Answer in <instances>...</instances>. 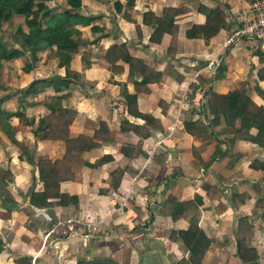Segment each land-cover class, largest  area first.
I'll return each mask as SVG.
<instances>
[{
	"label": "crops",
	"instance_id": "obj_1",
	"mask_svg": "<svg viewBox=\"0 0 264 264\" xmlns=\"http://www.w3.org/2000/svg\"><path fill=\"white\" fill-rule=\"evenodd\" d=\"M112 1L85 0L84 6H79L80 16L94 19L90 26L75 29L80 37L87 33L88 42L91 37L96 41L83 43L69 54L68 71L76 77L65 75L63 67L56 64L46 68L40 54L53 53L47 48L36 47L33 53L37 67L42 61L44 76L37 73L35 65L18 78L11 65L15 59L1 65L4 91H0V98L4 99L0 110L14 115L7 120L8 133L13 139L21 135L23 138H18L27 149L17 152L5 148L0 132V170L12 175L7 188L11 204L0 201V264H16L17 258L28 262L21 264H76L109 257H115L118 264H175L189 253L180 240L167 238L171 232L186 231L196 214L197 228L209 242L202 264H242L236 250L239 219H246L252 227V237L245 246L255 250L258 264H264V170L259 168L264 167V150L234 140L238 122L228 127L222 117L213 120L204 100L208 91L225 96L245 81L243 91L250 100L247 112L264 109V98L260 97L264 96V77L258 75L264 70V53L243 42L222 48L236 30L235 13L248 2L196 0L204 12L218 6L228 26L207 42L188 41L183 25L201 26L205 18L194 12L177 17L174 55L167 57L164 50L169 37L164 36L157 46L149 45V30L141 25V14L149 12L160 18L161 9L181 6L183 0H141V11L133 10L137 0H128L133 2L128 22L112 13ZM128 1L119 0L121 4ZM62 3L59 0L58 6ZM91 26L103 33L89 32ZM119 44L128 57L159 74L160 82L145 85V93H134L132 86L141 84L140 75L134 74L128 84L126 64L108 65L103 60L105 51ZM16 60L20 59L16 56ZM87 61L89 67L84 68ZM15 80L25 87L34 81L45 85L23 98L18 94L22 87ZM133 94L136 111L157 122L160 131L149 130L127 113L125 102ZM49 107L76 113L67 127L72 139L90 138L88 124L97 122L103 123L109 134L106 142L99 141L98 148L81 156L82 166L71 171L72 181L59 185L61 194L75 198V205L55 207L48 214L31 208L28 197L41 190L36 162L64 155L62 141H45L43 133L36 130L37 121L48 115ZM123 122L145 129L149 137L118 132ZM183 124H197L205 130L188 127L192 134H187ZM254 132L250 130V134ZM137 142L141 146L136 158L129 160L118 154L120 146ZM115 169L122 176L118 189L112 190L109 173ZM193 198L197 210L180 208ZM168 201L171 205L161 208Z\"/></svg>",
	"mask_w": 264,
	"mask_h": 264
},
{
	"label": "trees",
	"instance_id": "obj_2",
	"mask_svg": "<svg viewBox=\"0 0 264 264\" xmlns=\"http://www.w3.org/2000/svg\"><path fill=\"white\" fill-rule=\"evenodd\" d=\"M51 0H0V30L9 24L12 16L21 17L25 32L22 26L9 25L10 31L7 33L9 44L2 43L0 35V68L2 63L11 62L16 55L14 54L13 46L30 56L31 62L35 61L33 53L36 47L52 49L53 56L57 59V67H63L65 75L76 77L75 73L68 71V64L71 56L69 51H74L80 46L79 32L75 29L76 26L88 27L94 18H84L77 14L79 8V0H62V4L58 7H53L50 10L44 3ZM244 2H252L253 0H243ZM132 1L121 4L119 0H113L111 4L112 13L115 16H120L124 22L129 21V11L132 6ZM54 8H58L57 12H53ZM194 12V14L203 15L205 20L203 25L197 26L192 24H184V38L188 41L200 40L207 42L219 34V31L228 26L226 15L218 6L204 12L196 0H183L181 6L174 8L167 7L161 9L160 18L154 17L149 12L141 14V25L149 30L148 44L157 46L164 36L169 37V41L164 50L167 57H173L174 44L177 41L176 23L177 17H183ZM136 27V31H138ZM89 32L103 33L101 28L91 26ZM84 58V56L82 57ZM87 58V57H85ZM103 60L108 65H114L118 62L126 64L128 67L127 82L130 84L133 81V75L138 73L141 77V84L133 85V91L144 92V86L149 84H157L161 80V76L142 65L140 60L134 57H128L124 47L113 45L109 47L103 56ZM89 67V61L84 65V68ZM26 71V70H25ZM260 78L264 77V70L258 71ZM245 81L236 85L234 92L225 96H218L212 92L205 95V106L207 112L212 116L213 120L222 117L224 124L228 127L234 121L238 122L237 131L234 134V140H242L256 145L257 148L264 150V109L260 108L255 113H248L247 107L250 104L249 98L244 94L243 88ZM43 81H34L29 84L24 90L19 91V95L26 98L29 93H35L38 86H43ZM0 91H4L0 86ZM261 98L264 96L260 95ZM4 97L0 98V106ZM136 96L130 95L127 97L125 107L127 113L139 121L143 122L144 126L149 130L160 131V126L150 117L141 116L136 111L135 106ZM48 115L39 119L36 123V130L43 133L45 141L53 142L56 140L62 141L64 145V155L53 161L40 160L36 162L35 172H37V181L41 185V190L38 193H30L28 197V205L36 210L46 211L55 207L74 206L75 198L61 194L59 185L65 182H71L73 179L72 170H79L82 166L81 156L85 153L98 148L101 143L106 142L109 132L105 125L101 122L88 124L92 136L90 138L79 136L75 139L69 137L67 127L72 120L75 119L76 113L71 110L63 109L62 107L48 108ZM13 114H8L0 110V132L7 134L9 127L7 120L12 118ZM188 127L201 129L197 124L182 125L183 130L187 134H192L187 130ZM250 130H254V134H250ZM118 132L127 133L133 132L140 138H148L149 133L138 126H129L123 122L118 126ZM141 143L137 142L131 146H120L117 149L125 159L131 160L136 158L140 153ZM253 167V164H250ZM254 168L256 164L254 163ZM264 170L263 166H259ZM122 172L115 169L109 173L111 179V189L117 190ZM12 175L7 170H0V201L4 204H11L10 195L8 194V184L11 182ZM171 201L163 203L161 208L169 207ZM197 205L196 199L193 198L190 202L180 205L181 209L189 210L190 207L195 208ZM195 210H197L195 208ZM176 216H172L175 219ZM198 214L189 221L188 228L184 232H171L167 238L168 241L180 240L189 255L186 259L177 260L175 264H202L201 259L207 251L209 244L208 240L203 238L202 232L197 228ZM236 234L239 237L236 241L237 256L242 264H258V257L253 248L245 246L249 238L252 237V227L246 219L237 221ZM15 263H28L22 259L15 260ZM76 264H118L115 257L107 259L94 258L88 261H79Z\"/></svg>",
	"mask_w": 264,
	"mask_h": 264
},
{
	"label": "rangeland",
	"instance_id": "obj_3",
	"mask_svg": "<svg viewBox=\"0 0 264 264\" xmlns=\"http://www.w3.org/2000/svg\"><path fill=\"white\" fill-rule=\"evenodd\" d=\"M84 1L85 0H79V3L80 4H78V6H81V4L84 6ZM107 0H104V2H106ZM124 0H121V2L122 3H124L123 2ZM128 1V0H127ZM48 2V1H47ZM47 2H45V3H47ZM54 2V3H53ZM53 2L51 1V4H48V7H50L49 9L51 10L52 9V7L51 6H53L54 5V7H58V3H59V0H53ZM143 1H141V0H137V4L135 5V6H133V10H140V7H141V5L143 4L142 3ZM53 3V4H52ZM140 6V7H139ZM80 8V7H79ZM78 8V9H79ZM57 9L58 8H54L53 9V12H57ZM78 9H77V14H78ZM90 11V10H89ZM141 11V10H140ZM20 25V26H22V29L24 30V32L26 31L25 30V28H24V25L22 24V18L21 17H14V16H12V18H11V20L9 21V24H6L7 26H4L1 30H0V35H3L2 36V38H3V40H2V43H4V44H6L5 42H8L9 40L6 38L7 36V33H9V31H10V28H9V25ZM82 32H84V33H86L85 31H82ZM88 34H89V32H88ZM96 38H93V37H91V40H90V42H88V35H87V33L85 34V36H83V37H79V41H80V46H83L84 44L83 43H86L87 45H91L90 43L91 42H95L96 40H95ZM9 43V42H8ZM89 43V44H88ZM242 43V42H241ZM80 46H78V47H80ZM77 47V48H78ZM248 48H252L253 50H254V47L253 46H247ZM76 48V49H77ZM75 51V50H74ZM74 51H69L68 52V54H71V53H73ZM85 52H87V51H85ZM14 54L17 56V59H20V60H16V58H14L15 59V61L16 62H14V63H12L11 65H12V68L14 67L15 69V73L17 74V76H18V78L19 77H21V75L22 74H24L25 75V73L27 72V69L29 68V69H32L36 64L34 63V62H37V60H35L33 63L31 62V60H30V58H29V56H27V54H26V57L27 58H25L24 59V56H22L23 54H25L24 52H22L20 49H19V47H16V50H14ZM34 55V54H33ZM41 55V57H43V59H44V66L46 67V68H52V65H57V59L55 58V56H53V53H48L47 54V52H44V54H40ZM35 57V56H34ZM54 58V60L52 59V61L50 62V60H51V58ZM81 57V56H80ZM13 59V60H14ZM42 58H40V60H41ZM12 60V61H13ZM82 61V60H81ZM36 67H37V65H36ZM39 67V68H38ZM38 69H37V73L40 75V76H44V75H46V71L43 69V67H42V61H39V63H38ZM26 70V71H25ZM13 78H14V75L10 78V81H12L13 80ZM9 81V82H10ZM18 82V80H15V83H17ZM20 85H21V87H22V89H20V91L21 90H24L26 87L24 86V84H23V82H18ZM8 85V84H7ZM25 88H24V87ZM3 137H5L3 140H4V144H5V148H9L10 150H16L17 152L19 151V152H22V150H24V149H27L26 147H24V145H23V143H22V140H20L19 138H23L21 135H19L18 137H16V138H14L13 139V135L11 134V133H7V134H1ZM0 148H2V146H0Z\"/></svg>",
	"mask_w": 264,
	"mask_h": 264
},
{
	"label": "built area",
	"instance_id": "obj_4",
	"mask_svg": "<svg viewBox=\"0 0 264 264\" xmlns=\"http://www.w3.org/2000/svg\"><path fill=\"white\" fill-rule=\"evenodd\" d=\"M235 14L236 30L222 48L243 42L247 46H253L257 52L264 53V0L248 2ZM182 100L186 98L182 96ZM200 104L203 105L202 102Z\"/></svg>",
	"mask_w": 264,
	"mask_h": 264
}]
</instances>
